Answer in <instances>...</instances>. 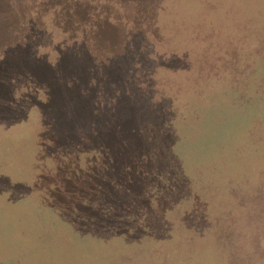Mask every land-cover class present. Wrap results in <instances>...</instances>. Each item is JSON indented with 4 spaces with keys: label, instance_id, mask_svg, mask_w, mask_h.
Segmentation results:
<instances>
[{
    "label": "rangeland",
    "instance_id": "1",
    "mask_svg": "<svg viewBox=\"0 0 264 264\" xmlns=\"http://www.w3.org/2000/svg\"><path fill=\"white\" fill-rule=\"evenodd\" d=\"M136 1L133 10L135 0L108 3L135 17L134 43L146 56L127 88L137 97L131 92L119 104L123 113L108 112L104 125L86 130L94 116L80 106L77 127L59 121L54 84L72 72L60 74L56 51L73 41L42 24L50 20L46 0L30 18L26 3L0 0V264H174L171 245H181L177 255L185 261L188 246L206 243L200 239L208 228L227 239H214L222 253L209 259L230 263L231 227L249 226V181L237 191L227 182L248 179L234 150H244L250 129L241 131L238 149L236 135L219 145L216 125L222 107L245 89L260 85L257 95L264 92V0ZM10 21L12 35L4 27ZM26 28L49 33L40 40ZM37 65L39 74L25 73ZM62 127L75 142L57 151ZM40 197L54 214L47 220ZM251 221L256 243L242 240L235 264H264V216ZM252 247L254 255L244 257Z\"/></svg>",
    "mask_w": 264,
    "mask_h": 264
},
{
    "label": "trees",
    "instance_id": "2",
    "mask_svg": "<svg viewBox=\"0 0 264 264\" xmlns=\"http://www.w3.org/2000/svg\"><path fill=\"white\" fill-rule=\"evenodd\" d=\"M19 1L20 3L22 1V4L26 3V5H24V8H28L27 14H25L26 17L30 18L40 14V0ZM103 1L104 0H46L44 4L46 9L44 16L45 14L50 15V20L48 19L46 22L42 20V24L49 22L52 34L55 29V31H58L59 35L62 36L63 40L73 41L71 45L65 46L60 43L56 51L59 58L61 57L59 61L61 64L59 63L58 67L60 74H62L64 70L72 72V75L69 73L70 75L68 74V78H65V82H62V84H54L55 87H58V93L60 94L58 96L60 99L58 103L60 108L56 107V111H58L60 115L59 121L63 126L67 124V122H72L73 126L77 127V120L80 119V116L76 106H80V111H87L89 116H94V121L89 123V127L86 124L84 128L86 130L98 129L95 122L100 121L99 124L104 125L103 119H108V112L113 113L112 115L123 113L121 108H119V104L131 98V92L133 94L132 99L137 97L133 89L128 92L127 88L129 84L133 85V77L136 84V71L146 63L144 62L146 61V56L142 54L140 50L138 51V47H136L134 43L135 38H137L136 33L138 32V30L134 29L136 25L134 20L135 17L124 18L127 14L125 8H121V10L116 9L113 5H109L108 2H110V0ZM117 1L122 4V1L125 0ZM136 4L137 1L135 0L134 3L130 4L132 6V8H130L133 10ZM27 5H29V7H26ZM143 6V9L147 8L145 3H143ZM143 9L140 8L138 11H142ZM12 22L10 21L4 24V27H9L8 33H11V35L14 31ZM26 25H29L27 20ZM26 30L28 32L31 30V33L36 32H32V29L26 28ZM46 32L48 31H44L40 34V30H38L36 33H38V35L40 34V40H43L44 33ZM40 61H44L43 65L48 63V65L56 71L55 64H52L51 60L43 58L40 59ZM149 64H151V62ZM37 66H34L30 72L27 71L25 73L32 74L35 72L39 74L40 65ZM58 71L56 72L58 73ZM73 84L77 85V89L71 92L69 87ZM43 85L49 86L47 93H53L51 90L52 84ZM250 87L252 88L249 91H247V89L244 90L245 93L240 99L233 100L234 102L231 103L228 102L222 107V111L219 112L221 118L217 120L218 124L216 125V131L220 133L219 145L224 144L225 138L229 141L230 137L236 135L238 138L236 147L238 149L241 144L244 145L240 137L241 131L250 129L249 137L245 144L246 147L245 145L243 147L244 150H234L236 159H241L243 163L247 165L246 170L240 173L248 172V179L243 181L239 174L234 180L229 183L227 182V187L234 188V190L237 191L246 186L245 182L249 181V184L246 183L249 189V204H247L249 211V226L245 230L231 227V234L228 236V243L231 245L229 264H235L239 257H241L240 243L242 240H246L245 242H247V244L256 243L258 233H255L259 228L251 220L254 218H263L264 216V180L261 176L264 174V92L261 96L257 95L256 91H258L260 85H252ZM66 88H69V95H66L64 92ZM110 100L111 103L108 105ZM107 105L108 107H106ZM69 108H71V110ZM233 111L236 112V115L231 114ZM66 115H68V118H66ZM42 121L44 123L48 122L46 118ZM252 123L254 125L253 127L250 125ZM205 136L206 135L203 134L200 138L206 139L205 141L209 143L207 138H210V135L207 138H205ZM57 138V147L55 146L57 151L59 147L64 149L75 142L71 138L64 136L63 127L60 132L57 133ZM218 148L223 150L226 147ZM210 151H212V149ZM43 154L46 156V152ZM219 156L222 157V160L225 158L224 155L218 152V157ZM232 162L234 170H242L234 159H232ZM220 166L221 164L218 165V168ZM239 206H242V204ZM40 211L43 212L44 218L54 215L50 205L43 203L41 197ZM257 213H259V215H255ZM251 223L254 225L252 229ZM246 230L248 231L247 234ZM244 234L247 238L244 237ZM207 238H209V241H207ZM214 239L220 240L223 243L227 241L226 237L221 236L217 238V234L213 229H203L200 240L206 243L201 246L202 251L197 248V243L191 247L188 246L187 253L190 255L189 259L185 261L182 259L183 261H180L179 259L181 258L177 254L182 248L181 245H176V243L171 245L170 250L167 252V256L174 264H179V262L185 264L189 262L191 264H206L209 258L215 261L218 255L222 253L221 249L223 246L220 251H218ZM258 239H260V237L257 238V241ZM210 241H212V243L208 245ZM199 243L201 244V241ZM207 252H209V254ZM223 254L226 258L225 250H223ZM253 255V247L250 248L247 253L243 254L244 257H251ZM257 255L261 256L260 249L257 250ZM175 259L178 260L176 261ZM162 260L163 255H161V261ZM209 264L216 263L210 260Z\"/></svg>",
    "mask_w": 264,
    "mask_h": 264
}]
</instances>
